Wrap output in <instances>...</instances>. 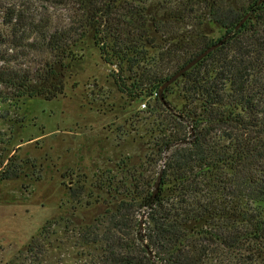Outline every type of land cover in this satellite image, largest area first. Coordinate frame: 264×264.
I'll list each match as a JSON object with an SVG mask.
<instances>
[{
  "label": "trees",
  "instance_id": "obj_1",
  "mask_svg": "<svg viewBox=\"0 0 264 264\" xmlns=\"http://www.w3.org/2000/svg\"><path fill=\"white\" fill-rule=\"evenodd\" d=\"M92 45L163 163L92 175L87 264H264V0H0V100L55 99Z\"/></svg>",
  "mask_w": 264,
  "mask_h": 264
},
{
  "label": "rangeland",
  "instance_id": "obj_2",
  "mask_svg": "<svg viewBox=\"0 0 264 264\" xmlns=\"http://www.w3.org/2000/svg\"><path fill=\"white\" fill-rule=\"evenodd\" d=\"M112 68L92 45L55 99L0 100V264H87L92 245L75 230L92 222V175L128 156L162 166L144 162L154 156L145 100L118 91ZM11 166L23 167L18 178L3 177Z\"/></svg>",
  "mask_w": 264,
  "mask_h": 264
},
{
  "label": "water",
  "instance_id": "obj_3",
  "mask_svg": "<svg viewBox=\"0 0 264 264\" xmlns=\"http://www.w3.org/2000/svg\"><path fill=\"white\" fill-rule=\"evenodd\" d=\"M263 0H258V3L262 2ZM248 16V14L241 20V22L236 26V28L239 27V25L242 23V21ZM219 45L218 44H214L210 47H208L207 49H205L203 52H201L199 55H197L195 58H193L192 60L188 61L184 66H182L179 70H177L172 76H170L159 88V99L160 101H164L161 93L163 91V89L168 86L169 84H171L172 82H174L178 77H180V75L185 72L186 70H188L189 68H191L194 64H196L201 58H203L207 53H209L211 50H213L215 47H217ZM160 174H161V170L158 173V176L156 178L155 181V188H154V192L157 191L158 185H159V180H160Z\"/></svg>",
  "mask_w": 264,
  "mask_h": 264
},
{
  "label": "built area",
  "instance_id": "obj_4",
  "mask_svg": "<svg viewBox=\"0 0 264 264\" xmlns=\"http://www.w3.org/2000/svg\"><path fill=\"white\" fill-rule=\"evenodd\" d=\"M141 107H142V108H144V107H145V103H144V102L141 104Z\"/></svg>",
  "mask_w": 264,
  "mask_h": 264
}]
</instances>
